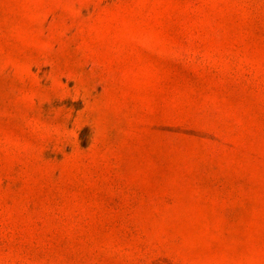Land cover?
<instances>
[{
  "label": "rangeland",
  "instance_id": "1",
  "mask_svg": "<svg viewBox=\"0 0 264 264\" xmlns=\"http://www.w3.org/2000/svg\"><path fill=\"white\" fill-rule=\"evenodd\" d=\"M0 264H264V0H0Z\"/></svg>",
  "mask_w": 264,
  "mask_h": 264
}]
</instances>
